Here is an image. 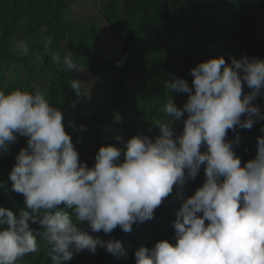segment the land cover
<instances>
[{"label":"clouds","instance_id":"obj_1","mask_svg":"<svg viewBox=\"0 0 264 264\" xmlns=\"http://www.w3.org/2000/svg\"><path fill=\"white\" fill-rule=\"evenodd\" d=\"M51 43L49 38L44 52L57 68L80 71L71 52H51ZM15 50L27 56L29 44L19 40ZM38 59L43 64L44 54ZM190 74L191 86L175 74L165 82L172 94L186 93L188 99L182 108L173 95L166 101L167 119L152 124L158 135L141 133L126 142L117 136L120 146L100 147L92 167L80 160L65 131L64 112L46 94L0 88V155L18 136L27 138L9 173L11 190L23 195L24 208L17 215L0 207V264H20L39 252L38 238L46 242L51 264H65L84 250L94 255L98 247L127 258L121 241L90 235L82 225L92 233L110 234L118 226L130 232L134 224L154 218L174 186L173 200H183L171 222L175 243L140 247L135 264H264V136L257 138L255 158L243 166L235 151L241 144L237 129L264 121V111L254 103L264 90V59L210 58ZM82 87L72 79L70 89L78 98L73 108ZM185 114L177 134L173 124ZM67 126L75 127L71 120ZM229 130L234 140L226 139ZM202 166L204 182L185 200L182 193Z\"/></svg>","mask_w":264,"mask_h":264},{"label":"trees","instance_id":"obj_2","mask_svg":"<svg viewBox=\"0 0 264 264\" xmlns=\"http://www.w3.org/2000/svg\"><path fill=\"white\" fill-rule=\"evenodd\" d=\"M262 29L264 0H0V88L46 94L50 103L64 112L65 131L72 141L78 140L89 150L80 160L92 167L100 147L120 146L117 136L124 140L141 133L149 138L158 135L152 124L167 119L162 109L172 95L176 106L183 107L188 95L172 94L165 88L170 74L191 86L190 70L210 58L222 56L226 63L243 55L264 59ZM240 34L242 43L237 42ZM178 35H183V46L165 51L162 38ZM49 38L51 52L61 56L71 52L79 70L87 69L93 80L101 78L108 83L114 114L95 109L94 95L85 94L83 89L79 102L72 107L78 98L70 83L72 79L79 81V71L71 73L62 65L55 66L44 52ZM19 40L29 44L27 56L15 50ZM63 43L68 46L64 48ZM41 54L45 56L43 64L38 59ZM120 60L123 64L118 67ZM244 91L249 89L245 86ZM96 94H101L98 88ZM254 103L264 111V90ZM184 118L186 114L173 124L177 134L183 129ZM69 120L74 128L67 126ZM81 125L86 130L81 131ZM261 127L264 121L250 130L237 129L241 144L235 151L241 166L255 158L257 138L264 136ZM226 139L234 140L235 134L229 130ZM26 141V137L18 136L9 152L0 155V185H4L0 187V207L17 215L24 208V198L11 190L9 173ZM203 182L202 166L198 176L188 182L183 198L192 196ZM176 191L174 186L173 193L155 209L152 220L134 224L130 232L118 226L110 234L92 233L87 224L82 225L90 235L121 241L127 258L118 259L98 247L94 255L84 250L65 264H135L134 253L140 247L151 248L162 240L174 244L171 222L183 203L173 200ZM30 226L40 228L31 222ZM38 242L40 251L28 254L20 264H51L46 242L39 238Z\"/></svg>","mask_w":264,"mask_h":264},{"label":"rangeland","instance_id":"obj_3","mask_svg":"<svg viewBox=\"0 0 264 264\" xmlns=\"http://www.w3.org/2000/svg\"><path fill=\"white\" fill-rule=\"evenodd\" d=\"M262 35L264 36V30H261ZM182 38L183 35H178L174 38H168L164 36L161 40V43L164 44L163 48L164 50H168L171 47H182ZM243 41V35L240 34L237 37V42L242 43ZM66 43H63V47L66 48ZM68 46V45H67ZM79 81L82 84V89L85 94L87 95H94V107L95 109H103L108 111L109 113L114 114V109L112 106V101L110 98V92H109V86L108 83L101 78H98L96 80L92 79L91 72L87 69L80 70L78 73ZM98 85V86H97ZM96 88H98L101 91V94H96ZM128 122L132 121V118H126ZM129 139H124L126 142ZM74 143V146L76 147V150L80 153V156H87L89 153V150L86 148V146L82 143H80L78 140L72 141Z\"/></svg>","mask_w":264,"mask_h":264}]
</instances>
